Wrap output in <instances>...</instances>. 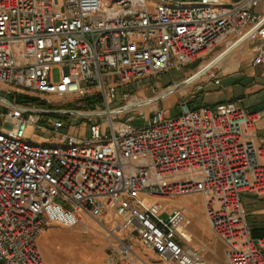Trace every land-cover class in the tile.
<instances>
[{"label": "built area", "instance_id": "obj_1", "mask_svg": "<svg viewBox=\"0 0 264 264\" xmlns=\"http://www.w3.org/2000/svg\"><path fill=\"white\" fill-rule=\"evenodd\" d=\"M262 2L0 0V264H46L38 244L44 225L74 226L83 213L112 220L103 264H135V241L167 263L204 264L184 210L165 214L162 202L147 199L194 193L203 197L227 263L264 264V237H253L241 200L244 191L264 194L262 113L184 101L178 115L157 108L135 128L137 106L111 109L109 101L116 86L180 70L220 46L207 70L200 71L202 60L181 84L194 83L224 52L250 40H260L253 62L263 63L264 10H256ZM64 97L103 101L111 132L94 122L81 139L61 131L56 119L54 142L31 140L29 125L45 129L44 114L70 111L43 102Z\"/></svg>", "mask_w": 264, "mask_h": 264}, {"label": "rangeland", "instance_id": "obj_2", "mask_svg": "<svg viewBox=\"0 0 264 264\" xmlns=\"http://www.w3.org/2000/svg\"><path fill=\"white\" fill-rule=\"evenodd\" d=\"M152 2L156 0H151ZM212 53L204 56V60H196L190 62L186 67L180 70L171 69L166 72L155 73L147 77L131 80V82L124 83L115 87V98L109 97L111 109L122 104H127L129 100L136 101L139 95L148 99L145 105L134 107L131 113L134 116L132 126L138 128L144 125L150 114L157 108H165L167 115H178L181 111V103L187 100L191 94L194 83L181 84L182 81L198 69L199 63L208 60ZM54 78L58 79L60 75L59 68H55ZM201 78V77H200ZM179 85L174 87L175 85ZM174 87L171 91L168 89ZM108 94H111L110 84H108ZM126 97V98H125ZM9 99L14 102H22L25 96L18 97L16 95H9ZM44 107L55 110H70L65 113H48L43 115V122L46 124L45 129L35 128L34 125H29L26 134L31 140H36L39 143H52L56 140V135L52 132L54 120L62 122L60 128L63 132H70L78 135L81 139L90 137V124L94 122L100 123L103 133H110V126L108 123V114L104 113L106 105L103 101L94 98H76L64 97L54 99L53 102H43ZM143 107V108H141ZM0 109L4 107L0 104ZM78 112L82 113L79 114ZM84 113V114H83ZM92 113V114H85ZM123 114V113H122ZM115 114L113 119L118 121L119 116ZM70 118L76 121L75 126L70 125ZM3 125V119L0 117V127ZM149 202L154 200L162 202L164 206V213H168L176 208H179L182 201H185L193 211H198L201 206V198L199 196L185 195L183 197L175 196L171 198H157L148 197ZM206 216V215H205ZM88 227L79 233H74L70 230H56L49 232L47 238H42L40 234L44 229L48 231L49 227H67L64 225L49 223L44 225L39 234V245L43 252L44 257L48 260L49 264L56 262H67L73 259V248L65 243H70L75 239L81 241L91 253L83 252L85 256L93 258V264H99L100 247L102 245V227L89 217L87 220ZM214 233V232H213ZM220 239V238H219ZM42 241V242H41ZM194 236L192 235L191 244L194 245ZM42 243V244H41ZM196 246V245H195ZM138 248L140 251L138 252ZM203 249L205 261L204 264H228L224 255L223 260L217 258L213 250L207 247H198ZM135 249L137 252V260L135 264H173L167 263L162 260L159 255L153 250L145 248L141 243L135 241Z\"/></svg>", "mask_w": 264, "mask_h": 264}, {"label": "crops", "instance_id": "obj_3", "mask_svg": "<svg viewBox=\"0 0 264 264\" xmlns=\"http://www.w3.org/2000/svg\"><path fill=\"white\" fill-rule=\"evenodd\" d=\"M223 1L231 2L233 0ZM256 10H264V2L260 3L256 7ZM259 41V39L247 41L220 58L209 73L199 78L190 92L191 94L185 101L192 107L209 104L218 112H225L232 108L260 111L262 117L257 124V141L264 148V62L260 64L253 62L254 48ZM222 49L223 46H220L211 55L217 54ZM192 195L201 198L202 203L199 210L193 211L185 201H182L179 208L184 210L190 221L188 230L194 236L195 242L193 246L207 247L214 251L217 258L223 260L225 245L210 228L205 216L203 197L200 193H194ZM183 196L185 195L179 197ZM241 200L246 218L252 226L253 237H264V194L244 191L241 193ZM89 217L95 219L103 230L100 257L98 259L99 264H103L108 250V243L104 237V231L112 223L111 218L107 214L95 217L83 213L82 219L78 224L67 227H49L48 231L44 229L40 236L42 235V238H47L49 232L56 230H70L74 233H79L85 230L86 227L88 229L90 228L87 224ZM40 236H38V244ZM65 245L72 246L74 250L73 259L67 262L61 261L52 264H93V258L83 254L84 251L87 253H91L92 251L88 250L87 246L81 241L75 239L70 243H65ZM137 251L139 252L140 249L138 248ZM45 260L46 264H49L46 258Z\"/></svg>", "mask_w": 264, "mask_h": 264}, {"label": "bare ground", "instance_id": "obj_4", "mask_svg": "<svg viewBox=\"0 0 264 264\" xmlns=\"http://www.w3.org/2000/svg\"><path fill=\"white\" fill-rule=\"evenodd\" d=\"M232 49H228L226 52H224V54H220L221 55V57L220 58H222L224 55H226L228 52H230ZM215 55H217V54H215ZM219 55V56H220ZM219 58V59H220ZM214 62H213V60H211V59H208V60H205V61H203L202 62V65H201V70L200 71H202V70H207L212 64H213ZM147 100L148 99H145L142 95H139V99H137L136 101H132V100H129L130 102H129V105L127 106V108H129V107H133V106H143V105H145V103L147 102ZM141 108H143V107H141ZM78 255V254H77ZM85 264V263H84Z\"/></svg>", "mask_w": 264, "mask_h": 264}, {"label": "trees", "instance_id": "obj_5", "mask_svg": "<svg viewBox=\"0 0 264 264\" xmlns=\"http://www.w3.org/2000/svg\"><path fill=\"white\" fill-rule=\"evenodd\" d=\"M24 101H33V102H39V99L36 98V97H28V96H25V99H23Z\"/></svg>", "mask_w": 264, "mask_h": 264}]
</instances>
